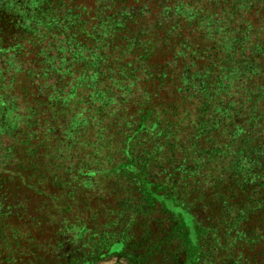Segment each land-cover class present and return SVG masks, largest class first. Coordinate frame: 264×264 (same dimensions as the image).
<instances>
[{
    "label": "trees",
    "instance_id": "1",
    "mask_svg": "<svg viewBox=\"0 0 264 264\" xmlns=\"http://www.w3.org/2000/svg\"><path fill=\"white\" fill-rule=\"evenodd\" d=\"M259 2L32 0L30 66L45 83L21 122L42 129L37 148L21 141L0 157V264H94L121 252L123 228L120 240L106 232L93 244L95 230L70 219H82L84 193L104 177L118 178L120 204L131 197L182 215L180 264H264V19L249 21L264 18ZM140 78L153 90L170 82L174 100L151 103L135 90ZM27 131L24 142L35 140ZM111 145L121 160L101 166ZM206 203L203 228L193 209ZM197 231L210 237L207 257Z\"/></svg>",
    "mask_w": 264,
    "mask_h": 264
},
{
    "label": "rangeland",
    "instance_id": "2",
    "mask_svg": "<svg viewBox=\"0 0 264 264\" xmlns=\"http://www.w3.org/2000/svg\"><path fill=\"white\" fill-rule=\"evenodd\" d=\"M69 1L74 2L76 7L86 6L89 8L93 4V0ZM146 1L128 0L127 5H140L143 2L146 3ZM31 2L32 0H0V157L9 146L21 147V141L26 143L29 148H37L38 144L35 136L39 135L40 129H42L26 128L21 122L27 113L26 109L33 106L37 97H40L38 89L44 90L45 83V81H40L39 77H35L34 67L30 66L35 65L32 63L31 41L33 38L29 36L28 30H25V28H33L37 21ZM64 2L66 3L67 1ZM259 6L264 9V0H260ZM263 19V13L259 11L256 14L254 13L249 18V21L252 27L255 28L263 24ZM155 58L156 60L152 62L155 67L160 66L165 60L161 51L156 53ZM166 59H169V54H166ZM140 83L135 87V90L143 94L151 93L153 97L151 103L170 104L174 100L172 96L174 90L171 88L170 82H167L168 85H165L161 90H159L160 87L158 89L159 92L142 82L141 78ZM23 90H27L28 96L26 98L24 97L25 93H22ZM185 102L187 103L185 107L189 109L188 111H192L195 108L194 101L186 100ZM5 117H7V121ZM9 118L13 120V123L12 121L9 123ZM40 119H44L49 123L47 114L40 117ZM62 124L63 122L59 120L56 125ZM183 125L187 127V125ZM27 129L30 130V138L33 136L35 139L33 141L28 140V143L24 142L25 134L28 132ZM52 136L57 137L55 134ZM143 138L146 141L148 140V136L141 137L139 138V143H142ZM50 143H54V141L52 140ZM110 147L108 148L109 153L105 154L111 156L103 157L105 164L101 165L108 168L110 165L107 164V158L111 159V163L114 165H117L121 160V156L117 154L120 148H114L113 145ZM136 147L138 146L136 145ZM42 152L43 150H40L39 153ZM53 152L55 154V151ZM44 156L45 154L42 157ZM83 158V162L89 165H92L93 161H95L90 158ZM39 162L43 163L44 161L40 158ZM154 169V178L160 181L162 179V171H159L156 167ZM0 179L2 180V178ZM118 183L119 181L116 177L98 179L96 187L94 188L93 186L95 191L84 193L81 201L84 208L82 219L74 215V213L70 217L73 220L78 218L87 228L95 230L94 233L96 234L92 237L95 241L93 244L99 243L100 236L106 232L114 234V242L120 240L122 235L119 234L121 228H123L121 232L125 236H122L121 240H124L128 246L119 250L121 252L104 256L94 264H180L183 253L186 250L187 239L189 238V228H183L182 215L169 216L161 211L163 209L159 205L152 203L146 206L143 201H135L131 197L130 200L125 199L120 204L123 193L115 192ZM6 186L7 184L3 183V187L5 188ZM125 188L128 190V187ZM129 188L130 191L128 193L131 192L133 187L129 186ZM130 196L137 197L138 194L134 192ZM85 199H92L93 201H90L88 206L85 204ZM121 205L125 206L124 212L121 209ZM204 206L201 204L197 210L193 209V214L195 223L201 224L203 228H206L210 215L207 212V203ZM127 209L128 212L126 211ZM197 235L199 240L198 247H200V243L203 246V250L199 252L205 255L210 254V237L205 236L202 238L199 231H197ZM187 255L188 257L190 256V254ZM234 258L236 257L234 256Z\"/></svg>",
    "mask_w": 264,
    "mask_h": 264
}]
</instances>
